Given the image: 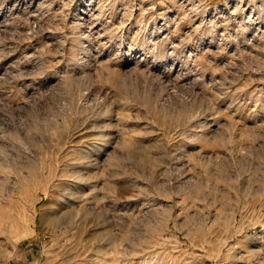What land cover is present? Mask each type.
Segmentation results:
<instances>
[{
	"label": "rangeland",
	"instance_id": "rangeland-1",
	"mask_svg": "<svg viewBox=\"0 0 264 264\" xmlns=\"http://www.w3.org/2000/svg\"><path fill=\"white\" fill-rule=\"evenodd\" d=\"M0 264H264V0H0Z\"/></svg>",
	"mask_w": 264,
	"mask_h": 264
}]
</instances>
